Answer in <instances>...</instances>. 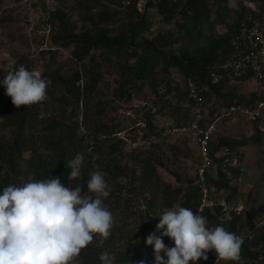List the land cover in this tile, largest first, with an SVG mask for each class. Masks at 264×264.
Here are the masks:
<instances>
[{
	"label": "rangeland",
	"instance_id": "rangeland-1",
	"mask_svg": "<svg viewBox=\"0 0 264 264\" xmlns=\"http://www.w3.org/2000/svg\"><path fill=\"white\" fill-rule=\"evenodd\" d=\"M97 1L96 3L94 0H0V123L12 110L7 105L10 97L14 95L29 97L30 74L45 71L52 75V83L38 90L39 117L56 116L64 121L71 119L78 125L77 134L86 138L84 110L81 103L75 108L69 91L72 87L81 88L88 79L83 68L88 57L78 61L73 56L72 45H61L54 40L55 36L70 28L75 32L94 26L115 29L116 19L135 11L146 12L151 33L172 28L171 22H164L154 7L145 9V0ZM170 1L175 0L168 2ZM234 1L230 0V5H233ZM243 3L254 12L248 16L250 24L241 27L239 35L232 39L231 52L220 66L222 70L216 73L213 69L209 73L213 84L220 82L221 79L222 84L220 88L212 89L207 97L198 96L196 92L194 95L190 92L188 95L190 99L174 96L173 87L184 84V76L175 68H170V75L166 79L168 81L160 82L155 91L149 86H143L131 91L127 98L119 97L117 92L120 83L125 80L121 72L124 63L114 58L106 62L100 61L97 53L92 52L94 58L98 59L99 65L96 69L99 79L89 96L88 107H92L90 117L93 122L107 125L111 133L88 136V143L96 142L98 151L92 154L93 150L90 147L86 149V154L91 153L92 156L90 166L83 170L89 176V181L86 190L80 194L72 209L67 203L63 209L55 208L49 212L46 208L49 206L50 193L44 194L41 191L25 193L27 205L37 210L32 218L37 227H45V221L52 216L58 219L59 226H64L67 216L73 215L83 200L99 204L103 210L99 214L96 247L102 249L103 259L106 258V254H111L113 258L132 256L149 233L157 235L158 240L152 246L151 255H145L142 264H192L195 259L203 262L206 255L208 258L211 257L209 261L211 264H219L225 259L232 261L226 256L230 251L229 247L221 242V235L227 227L224 221L230 219L232 213H236L240 236L249 231L247 221L250 219L258 225L257 227H264V84L260 82L251 66L244 65L240 60V56L249 49L264 53V4L260 6L258 3L248 1ZM100 12L110 15L111 18L97 20ZM89 16L93 17L92 24L85 20ZM216 29L223 31V27L218 24ZM115 32L116 30L108 33L112 35ZM12 69L18 75L9 80L8 74ZM74 79L76 80L73 81ZM188 83H191V86L187 85L188 90L190 87L195 89V84L191 80H188ZM204 87L206 89L205 84L199 88ZM252 93L255 94L252 103L235 101L237 95L249 98ZM229 94L233 95V110L226 104L229 100L224 98V95L227 98ZM99 109H102L101 113L94 114ZM148 110L153 115L150 119L159 134L145 131L144 120ZM200 122L202 125H199ZM209 123L215 125L212 139L217 135L235 138L238 141L246 138L245 144L235 146L231 151L240 166L239 173L230 177L229 185L234 190L208 188L205 185L206 198L201 200L199 210L202 206H207L210 215L215 217L213 219L200 217L201 220L194 224L198 231L186 228L178 232L173 219L161 230L156 229L157 226L146 227L151 216L168 215L172 218L173 215L179 214L175 206L167 208L162 206L166 198L182 193L188 184L185 179L176 181L171 170L177 171L182 178L194 176V183L198 186L202 157L197 138L199 130ZM256 125L260 132L259 141L255 139ZM40 126L41 124H38L36 129ZM29 133L30 130H25V135ZM13 138L14 128L6 126L3 122L0 125V141H11ZM49 153L42 149L36 140L29 142L22 151L24 159L20 163L21 182L28 185L34 181L33 172L28 169L26 159L47 158ZM152 155L158 157L161 165L154 164L157 165L155 175L146 178L142 168L144 162L141 160ZM113 163L120 165L124 173L116 178L104 176L102 167ZM206 170L210 174H215V165L209 166ZM3 173L2 170L0 176H3ZM75 176L81 179V169L76 170ZM43 181L41 179V187L47 189ZM82 185L84 184L80 187ZM75 188L77 184L70 182L65 190L59 191L60 198L55 203H64ZM52 190L54 189L51 188L49 191ZM41 203L45 205L43 210L39 208ZM216 204L220 207L219 210L216 209ZM23 222L19 219L17 223L21 225ZM24 227L26 230L28 225ZM41 228L35 229L38 233L34 240L25 239V242L27 247L41 245L48 247V255L52 254L49 259L44 257L42 261L43 264H47L58 254V250L49 247L48 244L53 243L56 236L49 233V227H46L45 231ZM69 231L67 228L66 232ZM170 243L168 249L161 251ZM218 247L226 252L225 255L219 256L220 261L215 259L220 252L217 250ZM193 249L208 254L194 257L191 253ZM249 249L256 252L258 260L264 258V246H253ZM2 256L4 257V252L0 253V258ZM107 258L101 264H112ZM61 261L79 264L71 253L61 254ZM233 264L246 263L244 260H238Z\"/></svg>",
	"mask_w": 264,
	"mask_h": 264
},
{
	"label": "trees",
	"instance_id": "trees-1",
	"mask_svg": "<svg viewBox=\"0 0 264 264\" xmlns=\"http://www.w3.org/2000/svg\"><path fill=\"white\" fill-rule=\"evenodd\" d=\"M168 1L145 0L144 6L145 9L154 7L161 14L164 22H171L172 28L156 30L151 33L150 21L146 17V12L135 11V13L121 15L119 19H116L114 21L115 29L94 26L75 32L70 28L64 29L63 32L55 36L54 40L61 45H72L73 56L78 61L88 57L87 64L83 66L88 79L81 88L72 87L69 91L70 96L73 97L75 108H78L81 103L84 110L83 123L87 128L86 138L111 133L107 125L93 122L90 117L92 107H88L89 96L93 93L99 79L98 69H96L99 63L98 59L92 55L93 51L97 53L100 61L106 62L114 58L124 63L121 72L124 74L125 80L120 83L117 92L119 97L127 98L131 91H136L143 86H149L155 91L160 82L168 81L166 79L170 75V68H175L179 74L184 76L183 86L173 87L174 96L181 99L189 98L187 85L188 80H191L195 84L196 94L207 97L212 89L216 87L218 89L222 84V79L213 84L209 73L213 69L216 73L222 70L220 66L224 64L231 52L232 39L239 35L241 27L250 24L248 16L254 12L243 1L258 3L260 6L264 4V0H235L233 5H230V0ZM94 2L98 1L94 0ZM109 18L111 16L104 12H100L96 17L97 20ZM85 20L93 23L92 16ZM217 24L223 27V31L216 29ZM115 30L116 32L112 35L108 33ZM17 75V72L12 69L8 78L11 80ZM51 83V74L45 71L39 74L32 73L30 74V96L14 95L7 102L8 107H11L12 110L7 117H4L3 122L6 126L14 128V138L11 141H0V173L2 170L4 171L3 176H0V253L4 252L0 263L5 261L11 263L15 259L16 264H43L44 257L49 254L48 247L38 250L36 246L27 247L25 242L26 230L24 226L27 225L25 220L26 218L32 219L37 212L34 207L27 205L24 199L25 193L27 191L50 193L49 206L46 208L49 212L55 208L63 209L67 203L72 209L80 194L86 190L89 181V176L83 170L85 171L90 166L92 156L91 153L86 154V149L90 147L93 150L92 154L98 151L96 142L89 144V137L86 139L84 135L77 134L78 125L71 119L64 121L56 116L39 117L38 100L40 95L38 90ZM203 84L206 85V89L205 87L199 88ZM232 97L231 94L227 98L224 95V98L229 100L226 103L228 106L234 104ZM254 99L255 94L252 93L249 98L237 95L235 101L252 103ZM164 101L169 103L167 100ZM101 111L102 109H99L94 114L99 115ZM152 116L148 110L144 120L145 131L159 134L151 122ZM38 124L41 126L36 129ZM199 125H202V122ZM25 130H30V133L25 135ZM254 132L255 139L259 141L260 132L257 125ZM32 140H36L42 149L50 153L47 158L29 157L26 159L27 167L33 172L34 180L32 184L26 185L20 179V163L24 159L22 151ZM245 142L246 138L238 141L224 135H217L215 139H211L208 143V156L215 165V174L205 171L204 184L208 188L234 190L229 185L230 177L238 174L239 168L224 162V157L217 155V152L224 147L233 151L235 146H241ZM152 160L153 164H151ZM141 162H144L142 168L146 178H151L155 175V168L161 161L152 155V157H145ZM78 168L81 169L80 180L75 176ZM102 170L104 176L112 178L119 177L124 173V169L116 163L104 165ZM171 174L176 181L185 179L188 182L182 193H176L174 196L166 198L162 203L165 208L177 207L179 214L173 215L172 218H169L168 215L151 216L146 227L157 226L156 229L161 230L173 219L176 223V230L181 232L186 228L196 229L194 224L200 221L202 216L213 219L215 216L210 215L209 207L202 206L199 210L201 193L197 184L194 183L195 177L182 178L177 171L172 170ZM41 179L46 183L47 189L41 187ZM70 182H75L77 188L64 200V203L56 204L55 202L60 198L59 191L65 190ZM81 184L84 185L80 187ZM51 188L54 190L50 192ZM39 208L43 210L45 205L41 203ZM219 208L216 204V209L219 210ZM102 210L101 205L83 200L80 207L75 209V213L67 216L64 226H59L58 219L52 216L51 219L45 221V227H37L43 231L49 227V233L56 236L53 243L47 242L49 247L58 250V254L51 263L47 264H68L61 261L63 253H71L79 264H101L107 257L112 261L110 262L112 264H142L145 255H151L152 246L158 240L157 235L149 233L145 241L139 245L138 251L132 256L123 255L113 258L111 254H106V258L103 259L102 249L96 247L99 214ZM19 219L24 221L23 224L18 225ZM3 220L4 222H2ZM237 221L236 213H232L231 218L224 221L227 227L224 234L221 235V242L229 247L227 258L230 257L233 263L244 260L246 264H262L264 258L258 260L256 252L249 248L264 246V227H257L258 225L250 219L247 221L249 231L240 236V225ZM65 228H69L70 231L67 233ZM170 246L171 243L164 246L161 251ZM210 252L213 253L214 250H210ZM191 253L194 257H202L204 254L198 249H193ZM206 254L208 252H205L204 255ZM210 259L211 257L208 258L206 255L203 263H208ZM232 261L225 259L219 264H233Z\"/></svg>",
	"mask_w": 264,
	"mask_h": 264
},
{
	"label": "built area",
	"instance_id": "built-area-1",
	"mask_svg": "<svg viewBox=\"0 0 264 264\" xmlns=\"http://www.w3.org/2000/svg\"><path fill=\"white\" fill-rule=\"evenodd\" d=\"M260 46L262 47L263 45H260ZM240 57H241L240 60L244 63V65L247 64L249 67L251 66V69L259 77L260 82L264 84V53L263 52L258 53L256 51H254V49H249L245 53H243ZM188 84H189V86H191V83H188ZM190 92L193 93V95H194V93H195L194 87L189 88V94H190ZM230 109L233 110L234 107L230 106ZM214 131H215L214 123H209V124L205 125V127H203L202 129L199 130V136L197 138V141H198L200 149H201V157H202V164L199 167V172H198V174H199L198 187L201 189V193H202V199L201 200H205L204 198H206V193H207V188L203 182L204 173L209 166L213 165L211 159L208 156V143L211 141L212 134ZM217 154L224 157V159H223L224 162H228L230 165L240 168L239 162L237 161V158L232 154V152L227 147L220 149V151H218ZM25 222L28 225V228H26V239L32 241L36 238L35 235L38 233L37 230L35 231V229H37V225L30 218H26ZM172 228L174 229V226ZM44 248H46V247H44L42 245L37 246L38 250H41ZM217 250H219L220 252H219V255L217 256L218 258L215 257V259L219 260V256L221 254L225 255L226 252L224 250H221L219 247L217 248ZM50 255H47L45 258L49 259ZM51 262H52V260L47 262V263H51ZM8 264H16V260L14 259V260H12L11 263L8 262ZM192 264H211V262L203 263V262H199L197 259H195Z\"/></svg>",
	"mask_w": 264,
	"mask_h": 264
}]
</instances>
